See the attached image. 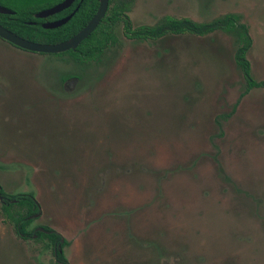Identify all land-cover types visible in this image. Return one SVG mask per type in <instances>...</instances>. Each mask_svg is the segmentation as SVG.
Returning <instances> with one entry per match:
<instances>
[{
	"label": "rangeland",
	"instance_id": "1",
	"mask_svg": "<svg viewBox=\"0 0 264 264\" xmlns=\"http://www.w3.org/2000/svg\"><path fill=\"white\" fill-rule=\"evenodd\" d=\"M240 16L233 34L128 39L80 64L0 42V185L33 194L69 264H264V0H134L135 27ZM73 75L65 91L61 77ZM0 202V264H54Z\"/></svg>",
	"mask_w": 264,
	"mask_h": 264
},
{
	"label": "trees",
	"instance_id": "2",
	"mask_svg": "<svg viewBox=\"0 0 264 264\" xmlns=\"http://www.w3.org/2000/svg\"><path fill=\"white\" fill-rule=\"evenodd\" d=\"M129 5V2L112 0L105 18L102 20L96 31L89 38L84 40L76 50H70L74 60H80L85 64L99 62L106 53L105 51L107 48L110 45H115L117 43L115 29L119 23H123L126 35L133 37L132 40L138 41H156L167 35L190 34L194 36H206L215 33L216 31H223L225 33L233 34L237 39L238 48L235 53V61L246 80L247 86L244 94L263 86V83L258 82L253 75L252 65L248 59V53L253 46V39L250 36L248 27L241 23L240 16L236 14H227L223 18L210 23H198L188 18L174 20L172 17H166L165 21L158 26H141L134 31L132 30L131 19L128 15L131 6ZM89 9L87 18L82 23V26H86V24L94 18L98 12V2L93 0V2L90 3ZM78 30L79 28L75 26L74 22H72L67 27L48 31L26 26L20 30H16V32L35 42L57 44L65 42L75 35ZM132 31H134L133 35H131ZM68 77L71 76L63 77L62 82ZM11 198L19 200V204H11V206L5 207V212H3L2 215L11 223H15L18 232H25L24 226H26L27 223L24 218L37 212V200L31 193L16 194L12 195ZM23 206H26V214L23 213ZM20 226H22L23 229H20ZM50 237L55 241V244H57L62 238L60 234L52 235ZM66 243L67 241H65L64 246ZM58 259L63 264L68 263L66 257L62 254H58Z\"/></svg>",
	"mask_w": 264,
	"mask_h": 264
},
{
	"label": "flooded vegetation",
	"instance_id": "3",
	"mask_svg": "<svg viewBox=\"0 0 264 264\" xmlns=\"http://www.w3.org/2000/svg\"><path fill=\"white\" fill-rule=\"evenodd\" d=\"M95 1L98 2V10H99L100 0H95ZM111 1L112 0H109V8H110V2ZM117 1L129 2V4L131 5V6L129 5L130 6L129 12L133 8L134 0H117ZM92 2H93V0H0V27L4 30H7V31L15 34L16 36H18V37H20L26 41L44 45L47 43H40V42H35L32 40H29L25 36L16 32V30H20L26 26H29V27H32L35 29H41L44 31H48V30L67 27L69 24L74 22L75 26L78 27L79 30L75 35H73L71 37V38H73L88 25V24H86V26H82V23L87 18V14L89 13V10H90L89 9L90 3H92ZM128 15H129V13H128ZM167 17H171V16H167ZM165 18L158 25L162 24L165 21ZM172 18H174V17H172ZM183 19H187V18H182V19L174 18V20H183ZM59 24H61V25H59ZM131 24H132V30H134V31H136L138 28L141 27V26L135 27L133 25L132 20H131ZM55 25H59V26L54 27ZM158 25H155V26H158ZM134 31L131 32V35H133ZM123 32L125 34L124 27H123ZM115 36H116V32H115ZM125 36L128 39L133 38V37H129L126 34H125ZM71 38H69L68 40H70ZM116 38H117V36H116ZM68 40H66V41H68ZM0 42H3V43L6 42V44L8 43V44L20 49V50H24V49L17 47L14 43L10 42L9 40L3 39L1 36H0ZM118 42H119V40L117 38V43L115 45H117ZM61 43H63V42H61ZM57 44H60V43H57ZM47 45H55V44H47ZM115 45H110L107 48V50L110 47H113ZM76 49H71V50H76ZM24 51H26V50H24ZM42 55H50V56H54L56 58L68 57L69 59H71L74 62L85 65V63L80 61V60H76V59L74 60L73 56L70 53V50L67 52L60 53V54H42ZM66 76L67 75L62 76L60 81H61V84L63 86L62 88L65 91H70L72 89V85H73L71 82L77 78L73 75H68L71 77H68L67 79H65L62 82V78L66 77ZM20 194H26V193H20ZM12 195H16V194H9L2 188V186L0 187V202L2 205V208H1L2 214H3V212H5L4 211L5 207H9V206H11V204H19L20 201L17 199H12L11 198ZM23 208H24L23 213L26 214L27 213L26 206H23ZM36 209H37V212H34L31 215H29L28 217L24 218L25 222L27 223V225L24 226L25 232H22V231L18 232L16 229L15 223H11L3 215L2 216L4 217V221L6 223L12 224L14 226V229H15L17 235L22 240H24V241H30V240L45 241L47 243V246L50 247L51 250L53 251L54 264H63L58 259V254H62L65 256V254H64L65 242L62 243V241L60 239L59 242L57 244H55V241H53L50 236L56 235L59 233L56 232L55 230L51 229L48 226H35V227L32 226V224L35 222V220H37L42 214L41 213L42 210H41V207H40V204L38 203V201L36 204ZM20 229H23V227L20 226Z\"/></svg>",
	"mask_w": 264,
	"mask_h": 264
},
{
	"label": "water",
	"instance_id": "4",
	"mask_svg": "<svg viewBox=\"0 0 264 264\" xmlns=\"http://www.w3.org/2000/svg\"><path fill=\"white\" fill-rule=\"evenodd\" d=\"M108 8H109V0H100L99 10L94 16V18L88 23V25L75 37L60 44L43 45V44L29 42L7 30L2 29L1 27H0V36L3 39H7L10 42L14 43L17 47L26 50L27 52H32L36 54H60L63 52H67L71 49H76L84 40L90 37L92 33L100 25L101 21L105 18ZM59 25H55L54 27H57ZM71 83L74 85L75 81H72ZM61 237H62L61 241L62 243H64L66 239L62 235Z\"/></svg>",
	"mask_w": 264,
	"mask_h": 264
}]
</instances>
